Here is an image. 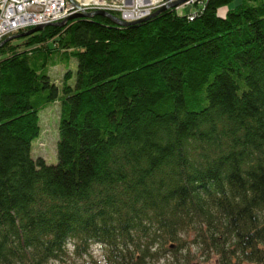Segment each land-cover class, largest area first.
I'll use <instances>...</instances> for the list:
<instances>
[{
	"label": "trees",
	"instance_id": "obj_1",
	"mask_svg": "<svg viewBox=\"0 0 264 264\" xmlns=\"http://www.w3.org/2000/svg\"><path fill=\"white\" fill-rule=\"evenodd\" d=\"M194 5L0 47V264L93 243L111 264H264V0ZM54 103L56 162L34 154Z\"/></svg>",
	"mask_w": 264,
	"mask_h": 264
},
{
	"label": "built area",
	"instance_id": "obj_2",
	"mask_svg": "<svg viewBox=\"0 0 264 264\" xmlns=\"http://www.w3.org/2000/svg\"><path fill=\"white\" fill-rule=\"evenodd\" d=\"M161 7L157 0H0V43L18 31L77 13L107 10L125 21H136Z\"/></svg>",
	"mask_w": 264,
	"mask_h": 264
},
{
	"label": "rangeland",
	"instance_id": "obj_3",
	"mask_svg": "<svg viewBox=\"0 0 264 264\" xmlns=\"http://www.w3.org/2000/svg\"><path fill=\"white\" fill-rule=\"evenodd\" d=\"M200 2V0H194L193 2H189L186 5H182L181 8L185 14H192L196 9L197 5L194 3ZM234 3L239 2V0H233ZM180 8V9H181ZM61 67H57L56 69H51V75L54 76L57 80L61 79L62 71ZM59 120V104L54 103L48 106L42 112V134L41 138L38 140L36 144L35 155H43L47 157L48 161L57 160L56 156V140L58 138L57 133V125ZM56 162V161H55ZM54 163V162H53ZM187 241L185 242V246H190L191 243V235L186 236ZM183 251V250H182ZM182 251H179V255H182ZM106 250L103 249V246L98 243L91 244L90 252L88 254H84L81 256H77L74 252L73 245L68 248V257L64 262L56 261L54 264H111L106 257L104 256ZM184 252V251H183ZM165 254L172 255L171 251L166 252ZM194 262H190V264H213L214 260L207 261L203 260L201 257H195ZM165 262L164 258L158 259L155 262L150 264H163ZM185 264V263H182Z\"/></svg>",
	"mask_w": 264,
	"mask_h": 264
},
{
	"label": "water",
	"instance_id": "obj_4",
	"mask_svg": "<svg viewBox=\"0 0 264 264\" xmlns=\"http://www.w3.org/2000/svg\"><path fill=\"white\" fill-rule=\"evenodd\" d=\"M186 1H188V0H179L178 2L172 4L171 7H176L175 6L176 4L185 3ZM167 8L168 7H163L161 9L157 10L156 12H154L152 14V16H150V17H148L146 19H143V20H147V19H149L151 17H154V16L158 15L159 13L167 10ZM95 14L107 16L108 18L112 19L114 22H116L119 25H130V24H133V23L137 22V21H133V22L124 21L121 18H119L118 16H116L115 14H113V13L107 11V10H95V11L83 12V13H77V14L71 15L70 17L66 18L65 20L60 21V22H55L53 24L59 25V26H65L72 19L83 17V16H86V17L87 16H92V15H95ZM45 26H46L45 24L37 25V26L33 27L32 29H30L28 31H25L24 33H22L20 35H17V36L27 35V34H30V33H33V32L41 31ZM13 37H16V36L9 37L4 42L8 41L9 39H11ZM4 42H2L0 44V47L4 44Z\"/></svg>",
	"mask_w": 264,
	"mask_h": 264
},
{
	"label": "bare ground",
	"instance_id": "obj_5",
	"mask_svg": "<svg viewBox=\"0 0 264 264\" xmlns=\"http://www.w3.org/2000/svg\"><path fill=\"white\" fill-rule=\"evenodd\" d=\"M157 1H159V3L163 6V7H168L167 8V10H169V9H175L178 13H184L183 12V9L181 8V6L183 5H186V4H188L189 2L191 3V2H193L194 0H188V1H186L185 3H181V4H176L175 6L176 7H171V5L172 4H174V3H176V2H178L179 0H165L167 3H164L162 0H157ZM202 0H200V2H201ZM199 2V3H200ZM163 7H161V8H163ZM160 8V9H161ZM181 8V9H180ZM159 10V9H158ZM166 11V10H165ZM156 12V11H155ZM152 14L153 13H151V14H149V15H146V16H144V17H142V18H139V19H137L136 21L137 22H135V23H133V24H137V23H141V22H144V21H146V20H143V19H146V18H148V17H150V16H152ZM152 18V17H151ZM150 19V18H149ZM123 20V19H122ZM142 20V21H141ZM148 20V19H147ZM125 21V20H124ZM133 21H135V20H131V21H129V22H133Z\"/></svg>",
	"mask_w": 264,
	"mask_h": 264
}]
</instances>
